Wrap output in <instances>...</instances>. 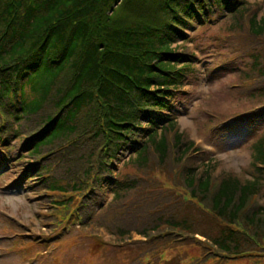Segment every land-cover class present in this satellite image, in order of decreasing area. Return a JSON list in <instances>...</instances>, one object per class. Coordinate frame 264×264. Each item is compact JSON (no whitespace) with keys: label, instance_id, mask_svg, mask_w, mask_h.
<instances>
[{"label":"trees","instance_id":"obj_1","mask_svg":"<svg viewBox=\"0 0 264 264\" xmlns=\"http://www.w3.org/2000/svg\"><path fill=\"white\" fill-rule=\"evenodd\" d=\"M195 25L216 29L215 71L243 83L249 109L217 113L257 136L241 173H217L178 122L201 74ZM6 162L49 230L80 216L97 251L125 248L100 228L146 237L126 264H159L196 233L212 243L186 264H264V0H0V177L15 178Z\"/></svg>","mask_w":264,"mask_h":264},{"label":"rangeland","instance_id":"obj_2","mask_svg":"<svg viewBox=\"0 0 264 264\" xmlns=\"http://www.w3.org/2000/svg\"><path fill=\"white\" fill-rule=\"evenodd\" d=\"M249 1L253 4L261 0ZM217 21L216 18L208 23L214 24ZM215 31L214 27L195 25L189 32V37L194 36V41L188 43V48L197 55L201 74L196 79V87L193 85L194 78L184 86L186 91H190V102L183 106L178 122L180 128L189 133L197 144L210 151L213 158L221 159V168L241 173V169L251 161L249 145L257 136H253L252 131L249 134L245 130L230 132L217 126L221 120L217 113L222 116L232 115L249 103L236 97L235 93H239L243 86L237 75H222L221 70L214 69L217 65L215 63L222 61L219 60L221 44L213 40ZM209 117L214 120L208 124ZM5 164H9L15 178L0 177V264H126L141 247L147 246L140 237L134 236L130 242L123 243L125 248L106 246L97 251V246L82 233L78 222L74 225L70 221L72 226L61 228L58 233L49 230L46 226L45 209L39 205L38 194L26 182L23 170L13 162ZM27 166L28 164L24 168ZM109 198L111 199V195ZM100 235L105 241L113 239L105 230ZM185 240H179V244L173 245L159 264H186L202 252L204 246L201 242L189 237H185ZM90 246L96 249L95 254L90 255Z\"/></svg>","mask_w":264,"mask_h":264}]
</instances>
